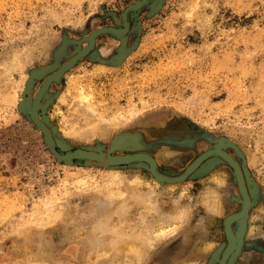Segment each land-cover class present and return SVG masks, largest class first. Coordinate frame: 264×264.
Returning <instances> with one entry per match:
<instances>
[{"label": "rangeland", "instance_id": "rangeland-1", "mask_svg": "<svg viewBox=\"0 0 264 264\" xmlns=\"http://www.w3.org/2000/svg\"><path fill=\"white\" fill-rule=\"evenodd\" d=\"M137 1L0 0V264H218L224 219L242 207L222 156L177 182L158 180L144 160L67 162L20 108L30 80L33 98L93 30L123 28ZM127 20L48 84L39 119L62 152H145L167 176L221 140L251 201L224 264H264V0H147ZM220 173L222 208L210 197L220 214L206 215L195 196Z\"/></svg>", "mask_w": 264, "mask_h": 264}, {"label": "water", "instance_id": "water-1", "mask_svg": "<svg viewBox=\"0 0 264 264\" xmlns=\"http://www.w3.org/2000/svg\"><path fill=\"white\" fill-rule=\"evenodd\" d=\"M147 0H139L133 4H129L125 10L123 11V20H124V27L123 28H114V27H101L93 30L89 36L87 37V45L84 46L82 49L78 50L69 60L63 63L59 68L48 75L45 76L43 79L39 89L37 90L35 96L31 98L30 94V85L31 81L28 82V87L26 90V94L20 103V108L24 109L29 112L33 122H35L41 129L44 140L46 144L49 146L50 150L56 156V158L70 162L73 158L76 157H83V158H90L94 160H98L100 162H106L107 164H121V163H129L133 161L144 160L148 163L147 168L150 172L160 181L164 182H177L186 178L199 164L200 162L210 155H220L222 156L233 168L235 178L238 184L239 191L242 196V207L239 211L229 214L224 219V230L227 237V246L223 251L221 257L218 259V264H224L226 262L227 257L233 251V249L238 247L240 242V233L243 230L245 217L247 215L249 206L251 205V201L249 195L247 193V189L245 186V181L243 177L242 169L240 168L238 162L229 155L226 151L223 150V142L221 140L218 141V144L213 149H209L198 155L184 170L178 175L175 176H167L158 171L156 167L155 159L145 153V152H136L132 154H124V155H112L110 153H103L102 151H92L87 149H74L71 151L62 152L60 151L56 143L49 131V129L45 126V124L39 119L38 117V108L41 106V97L45 90L48 87V84L59 78L70 66H72L79 58H81L84 54H86L93 46L95 37L105 31H113L117 34H123L128 27V20H127V12L131 8H137L141 6ZM234 220H239L240 228L239 231L234 234L231 229V223Z\"/></svg>", "mask_w": 264, "mask_h": 264}, {"label": "clouds", "instance_id": "clouds-1", "mask_svg": "<svg viewBox=\"0 0 264 264\" xmlns=\"http://www.w3.org/2000/svg\"><path fill=\"white\" fill-rule=\"evenodd\" d=\"M177 153L175 151H168L164 153L165 159H172L175 157ZM228 185V177L226 173H220L214 176H211L208 181H206L202 188L200 189V192L195 196V200L198 201L201 206H205V212L206 215H219V211L215 213H211L208 211L207 206L204 204L205 200L210 197H215L217 200V203L219 204V207L222 208V193L223 189H225ZM190 188L191 186H186ZM186 197H191V193H185L184 191H181L179 199L183 200ZM185 210L187 212L186 219L190 223L192 220V217L194 215L195 210L190 206H185ZM204 217H202L200 220L197 221L196 227L202 228L204 227Z\"/></svg>", "mask_w": 264, "mask_h": 264}, {"label": "crops", "instance_id": "crops-1", "mask_svg": "<svg viewBox=\"0 0 264 264\" xmlns=\"http://www.w3.org/2000/svg\"><path fill=\"white\" fill-rule=\"evenodd\" d=\"M240 225V224H239ZM243 232V231H242ZM237 233V232H236ZM241 241H242V235L240 236V243H241ZM240 243H239V245H240ZM239 247V246H238ZM231 254V253H230ZM229 257V256H228Z\"/></svg>", "mask_w": 264, "mask_h": 264}, {"label": "bare ground", "instance_id": "bare-ground-1", "mask_svg": "<svg viewBox=\"0 0 264 264\" xmlns=\"http://www.w3.org/2000/svg\"><path fill=\"white\" fill-rule=\"evenodd\" d=\"M215 202H216V201L213 202V205H214ZM217 204H218V203L216 202L215 205H217Z\"/></svg>", "mask_w": 264, "mask_h": 264}]
</instances>
